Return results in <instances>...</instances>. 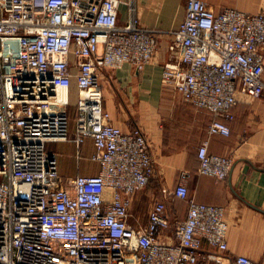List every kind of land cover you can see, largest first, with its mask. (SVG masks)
Here are the masks:
<instances>
[{
    "label": "built area",
    "instance_id": "2783aa9c",
    "mask_svg": "<svg viewBox=\"0 0 264 264\" xmlns=\"http://www.w3.org/2000/svg\"><path fill=\"white\" fill-rule=\"evenodd\" d=\"M120 0H0V264H261L228 258L225 208L189 198L179 184L167 197L185 200L172 221L166 199L148 222L129 223L130 207L153 176L143 131L124 132L103 107L104 72L142 70L157 48L136 18L118 23ZM162 79L211 118L209 135L229 136L224 119L240 98L264 93V13L216 14L188 0L173 33ZM71 94L75 134L71 138ZM94 144L93 176L62 180L49 143ZM198 174L229 176L233 161L197 149ZM203 242L216 248L201 258ZM202 260V261H201Z\"/></svg>",
    "mask_w": 264,
    "mask_h": 264
},
{
    "label": "crops",
    "instance_id": "0c3cea01",
    "mask_svg": "<svg viewBox=\"0 0 264 264\" xmlns=\"http://www.w3.org/2000/svg\"><path fill=\"white\" fill-rule=\"evenodd\" d=\"M120 1V25L127 24L133 17L142 28L157 35V48L150 64L142 70L126 64L119 70L104 72L103 78V107L112 123L124 132L141 129L154 161L153 176L131 204L129 223L135 227L146 225L152 203L164 199L170 219L185 220L187 202L167 197L168 192L183 184L189 198L225 208L228 258L245 256L264 264V93L259 99H239L231 112L232 118L223 120L229 127V136L209 135L212 118L183 100L171 84L162 79L172 33L185 19L188 0ZM200 1L216 14L225 9L246 14L264 13V0ZM262 57L264 66V50ZM69 113L73 138V106ZM204 142L208 143L210 154L232 159L233 168L227 179L198 174L197 149ZM76 146L72 141L47 145L56 155L62 180L93 176L100 171L98 163L92 160L93 141L86 139L79 148ZM208 253L216 254L217 249L203 242L201 258Z\"/></svg>",
    "mask_w": 264,
    "mask_h": 264
},
{
    "label": "rangeland",
    "instance_id": "374dc122",
    "mask_svg": "<svg viewBox=\"0 0 264 264\" xmlns=\"http://www.w3.org/2000/svg\"><path fill=\"white\" fill-rule=\"evenodd\" d=\"M76 101H77V96H76V94H75V95L71 94V97H70V105H71V106H74L75 103H76Z\"/></svg>",
    "mask_w": 264,
    "mask_h": 264
},
{
    "label": "trees",
    "instance_id": "16d2710c",
    "mask_svg": "<svg viewBox=\"0 0 264 264\" xmlns=\"http://www.w3.org/2000/svg\"><path fill=\"white\" fill-rule=\"evenodd\" d=\"M177 199V198H176ZM179 200V199H178Z\"/></svg>",
    "mask_w": 264,
    "mask_h": 264
}]
</instances>
